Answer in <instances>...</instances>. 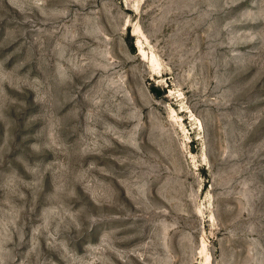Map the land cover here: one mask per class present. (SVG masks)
<instances>
[{
    "label": "rangeland",
    "instance_id": "obj_1",
    "mask_svg": "<svg viewBox=\"0 0 264 264\" xmlns=\"http://www.w3.org/2000/svg\"><path fill=\"white\" fill-rule=\"evenodd\" d=\"M0 264H264V0H0Z\"/></svg>",
    "mask_w": 264,
    "mask_h": 264
},
{
    "label": "bare ground",
    "instance_id": "obj_2",
    "mask_svg": "<svg viewBox=\"0 0 264 264\" xmlns=\"http://www.w3.org/2000/svg\"><path fill=\"white\" fill-rule=\"evenodd\" d=\"M141 55H142V53H141Z\"/></svg>",
    "mask_w": 264,
    "mask_h": 264
}]
</instances>
